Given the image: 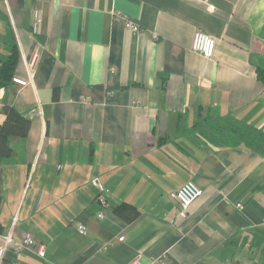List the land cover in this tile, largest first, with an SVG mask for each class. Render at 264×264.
<instances>
[{"label":"crops","instance_id":"1","mask_svg":"<svg viewBox=\"0 0 264 264\" xmlns=\"http://www.w3.org/2000/svg\"><path fill=\"white\" fill-rule=\"evenodd\" d=\"M196 31L214 37L210 59ZM8 36L16 77L37 61L30 85L0 89V124L5 108L30 121L0 159V264H264L249 244L264 157L214 142L264 129V0H0V57ZM188 181L202 195L179 219L169 195ZM27 234L44 258L14 251Z\"/></svg>","mask_w":264,"mask_h":264},{"label":"trees","instance_id":"2","mask_svg":"<svg viewBox=\"0 0 264 264\" xmlns=\"http://www.w3.org/2000/svg\"><path fill=\"white\" fill-rule=\"evenodd\" d=\"M8 38L6 40L7 53L4 57H0V89L7 87L12 82L19 60L18 47L14 40L9 36ZM256 76L264 85V70L257 69ZM4 115L5 120L0 124V159L11 154L10 139L24 137L30 127L29 119L22 116L14 108H5ZM226 136L227 146H241L256 155L264 157V129L244 124L230 125L226 129ZM113 212L120 216L135 215L136 213L135 208L127 203L113 207ZM249 244L251 250L264 253V229L256 231Z\"/></svg>","mask_w":264,"mask_h":264},{"label":"built area","instance_id":"3","mask_svg":"<svg viewBox=\"0 0 264 264\" xmlns=\"http://www.w3.org/2000/svg\"><path fill=\"white\" fill-rule=\"evenodd\" d=\"M111 15L115 19L123 20L124 26L127 30L138 33L140 31V28L133 24L131 21L127 19V17L119 12L112 11ZM39 18L35 16V28L32 30L33 34L37 33L39 30ZM192 51L198 53L202 57L206 59H210L215 50V39L212 35L196 31L193 37L192 45H191ZM36 61L37 56L33 55L29 61L25 64V70L27 74V78L21 79L19 77L14 76L12 78V83L19 85L20 87H26L31 84V82L34 79V75L36 72ZM202 195V190L193 182L188 181L185 184H183L178 190L172 192L169 196L170 199L175 201L178 205V213L177 218L184 219L187 216L189 208L192 206V204L200 198ZM238 207L241 208L240 205ZM85 227L83 225L78 226V231L80 233L85 232ZM122 240V238H119ZM12 242L11 234L7 236H1L0 235V262L4 258L5 251L7 249V246ZM27 250V251H34L36 254L43 258L45 256V249L42 245H37L33 236L31 234H27L25 238L15 245L14 251L16 253ZM133 264H140L138 259H135L132 261Z\"/></svg>","mask_w":264,"mask_h":264},{"label":"rangeland","instance_id":"4","mask_svg":"<svg viewBox=\"0 0 264 264\" xmlns=\"http://www.w3.org/2000/svg\"><path fill=\"white\" fill-rule=\"evenodd\" d=\"M214 142H216L217 144H224V143H226L227 141H214Z\"/></svg>","mask_w":264,"mask_h":264}]
</instances>
